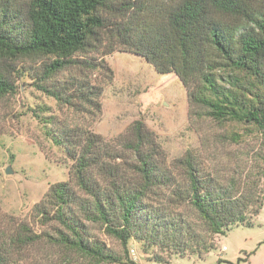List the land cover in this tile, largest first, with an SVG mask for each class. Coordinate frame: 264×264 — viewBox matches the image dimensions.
I'll return each instance as SVG.
<instances>
[{
  "label": "rangeland",
  "instance_id": "374dc122",
  "mask_svg": "<svg viewBox=\"0 0 264 264\" xmlns=\"http://www.w3.org/2000/svg\"><path fill=\"white\" fill-rule=\"evenodd\" d=\"M122 1L111 0L110 6L102 9L106 27L94 47L80 55L86 59L83 64L64 68L46 82L64 98L79 89L81 83L87 85L85 89H91L89 85L102 89L99 112L82 98H72L71 105L39 89L38 84L45 82L41 80L44 68L53 56L19 60L17 92L0 96V254L25 223L42 236L46 234V239L30 245L25 256H18L20 260L14 255L19 264H90L72 250L50 241L49 235L58 237L59 230L70 232L63 224L54 221L42 226L40 216L33 211L58 182H69L79 196L92 200L78 189L75 160L53 137L63 138L64 133L76 128L90 129L101 136L110 151L121 156L116 159L125 175L121 182L129 186L128 176L137 154L125 144L134 138L132 128L140 121L151 135L143 149L154 152L159 174L167 171L173 184L157 183L143 198L144 208L134 218L128 245L108 233L101 223L88 220L77 203H71L67 218L71 212V221L88 237L102 241L110 252L121 257L120 262L110 264H133L128 259L134 264H264V207L253 217L252 227L234 226L224 234L214 235L215 246L209 251L190 248L192 242L178 248L176 240H166L174 233L163 222L176 224L181 233L185 221V225L192 224L197 232L204 233L189 201H175V186H188L186 167L178 159L190 157L201 177L216 175L220 184L234 177L245 179L258 163L264 166V132L252 122L219 120L208 115L206 108L190 101L188 89L176 73H159L145 57L120 42L114 22L135 19L147 30L154 28L179 0H132L134 8L127 15L116 10ZM12 2L22 9L27 0ZM214 73L220 96L233 91L240 105L259 108L264 115V83L239 69L222 66ZM9 167L11 173L6 171ZM113 180L120 182L118 177ZM98 183L108 188L110 177L100 176Z\"/></svg>",
  "mask_w": 264,
  "mask_h": 264
},
{
  "label": "trees",
  "instance_id": "16d2710c",
  "mask_svg": "<svg viewBox=\"0 0 264 264\" xmlns=\"http://www.w3.org/2000/svg\"><path fill=\"white\" fill-rule=\"evenodd\" d=\"M130 1H122L116 10L127 15L134 8ZM110 2L27 0L21 9L15 7L12 0H0V96L17 92L16 63L19 60L53 56V61L44 68L41 80L45 82L38 84L39 89L71 105L72 98H82L99 112L102 89L90 85L91 89H85V83H78L79 89H73L74 93L64 98L62 92L46 82L64 68L83 64L86 59L80 55L94 47L106 27L107 19L101 12ZM162 17L163 22L148 30L135 19L114 22L117 37L127 49L145 57L159 73H176L188 89L190 101L206 108L208 115L219 120L252 122L264 132V115L259 108L247 109L246 105H240L233 91L220 96L214 73L224 66L245 71L264 83V0H179ZM76 83L74 81L73 85ZM42 122L46 127V120L42 118ZM132 131L134 138L125 146L137 154V161L128 176L129 186L121 182L125 175L116 161L121 156L112 153L101 136L90 129L76 128L64 133L63 138L53 137L75 160L74 178L78 189L92 200L79 196L69 182H58L50 187L33 211L40 216L42 226L54 221L63 224L70 232L59 230L58 237L49 235L50 241L72 250L90 264L117 263L122 259L110 252L102 241L88 237L71 221V212L67 218L71 203H77L88 220L101 223L108 233L127 246L133 236L134 218L144 208L143 198L157 183L173 184L167 171L159 174L154 152L143 149L151 137L144 124L137 121ZM178 162L186 167L188 186H175V201H189L204 233L197 232L192 224L185 225V221L181 233L176 224L163 222L174 233L166 240H176L178 248L192 242L190 248L209 251L215 246L214 235L224 234L234 226H253V217L264 207V166L261 163L255 166L256 170L246 173L245 179L234 177L220 184L216 175L201 177L190 157L180 158ZM100 176L110 177L108 188L98 183ZM116 177L120 178L119 183L113 180ZM45 236L21 224L10 242L3 246L0 264H19L14 255L20 260L18 256H25L26 249L46 239ZM152 236L156 239V235Z\"/></svg>",
  "mask_w": 264,
  "mask_h": 264
},
{
  "label": "water",
  "instance_id": "95a60500",
  "mask_svg": "<svg viewBox=\"0 0 264 264\" xmlns=\"http://www.w3.org/2000/svg\"><path fill=\"white\" fill-rule=\"evenodd\" d=\"M7 173H11L12 172V169L9 167V168H7Z\"/></svg>",
  "mask_w": 264,
  "mask_h": 264
},
{
  "label": "crops",
  "instance_id": "0c3cea01",
  "mask_svg": "<svg viewBox=\"0 0 264 264\" xmlns=\"http://www.w3.org/2000/svg\"><path fill=\"white\" fill-rule=\"evenodd\" d=\"M227 248V247H226Z\"/></svg>",
  "mask_w": 264,
  "mask_h": 264
}]
</instances>
